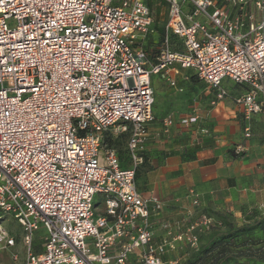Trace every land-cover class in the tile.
<instances>
[{
    "label": "built area",
    "instance_id": "1",
    "mask_svg": "<svg viewBox=\"0 0 264 264\" xmlns=\"http://www.w3.org/2000/svg\"><path fill=\"white\" fill-rule=\"evenodd\" d=\"M154 8L166 10V21L150 53L141 42L153 32ZM258 11L264 0H0V211L21 228L22 264H177L175 253L197 249L200 234L220 225L200 212L155 240L152 221L164 204L135 180L154 119L152 75L175 86L171 73L189 69L217 100L228 96L225 79L239 85L234 102L250 139V120L264 117ZM194 119L197 107L184 126ZM172 125V116L162 119L164 132ZM125 132L123 168L103 138ZM188 197L198 206L192 189ZM0 242V250L16 245L1 226Z\"/></svg>",
    "mask_w": 264,
    "mask_h": 264
},
{
    "label": "crops",
    "instance_id": "2",
    "mask_svg": "<svg viewBox=\"0 0 264 264\" xmlns=\"http://www.w3.org/2000/svg\"><path fill=\"white\" fill-rule=\"evenodd\" d=\"M161 14V8H154L153 32L148 34L145 39H154L156 43L159 41L158 37L161 35L154 25L159 20L157 16ZM165 21L161 20L160 23L159 20L157 24L164 25ZM151 50L152 48L150 52ZM188 74L192 75L193 73L189 69L181 68L178 73H171L175 79V86H171L162 77L161 80L169 86L171 91H174L172 96H175L176 99L170 100L168 105L171 104L176 115L188 110L198 93L204 96L199 100L200 108L197 106L198 124L192 123L186 132L179 126L170 127L168 132H164L160 109L156 110L152 107L154 119L148 125L144 151L145 164L149 166V170L145 173L143 179L145 189L141 192L157 196L164 204L162 212L152 221L156 241L165 235L167 227H172L176 231L184 230L186 225L191 223L200 212L216 217L214 213L208 211H218L222 214L225 210L221 208L227 209L229 206L230 211L237 213L233 206L238 200H242L244 195L242 192L247 190L255 193L256 204L262 206L264 203L261 199V193L264 191V142L260 143L254 137L255 122L261 120L264 125V117L261 114L252 117L250 120L252 137L245 139L243 128L247 121L244 120L240 109L234 102V97L240 94L242 89L240 87L241 90L237 91L236 89V94L229 99L230 92L227 87L231 88L235 84L225 79L223 86L228 91L227 98L209 99V94L212 95V91L209 92L208 89L211 87L198 80L196 76L195 79L205 84L206 87L201 91L194 87H187L186 85L189 84ZM177 77L184 79L181 85H178ZM153 89L155 98V88L153 87ZM167 92L168 90L165 93ZM183 95L186 99L182 98ZM211 101H215V105H211ZM199 128L207 129L208 133H199ZM203 137H210L211 146L200 148L196 152L195 159L182 160L180 155L182 150L185 147H191L193 143ZM231 143L246 144V149L240 151L243 152V155L238 158L229 156L227 150L233 149ZM191 189L199 195V204L196 207H192L191 198L188 197V191ZM188 210L194 211L192 217H188L186 214ZM182 219L185 221L182 222ZM176 222H180L179 229L176 227ZM34 247L36 250H40L38 244H34Z\"/></svg>",
    "mask_w": 264,
    "mask_h": 264
},
{
    "label": "rangeland",
    "instance_id": "3",
    "mask_svg": "<svg viewBox=\"0 0 264 264\" xmlns=\"http://www.w3.org/2000/svg\"><path fill=\"white\" fill-rule=\"evenodd\" d=\"M161 11H162V14L157 16V18H159V20H160V23H161V20H163V21L166 20V14H165L166 10L162 9ZM157 15H158V12H157ZM257 15L264 17V11H258ZM159 20H158V22H159ZM157 23L155 25L160 26V24H157ZM164 24H165V22H164ZM161 26L163 27V25H161ZM149 41H151V42L149 43ZM141 44L143 45L144 48L146 47L149 50L151 48L156 49L158 46V43L154 42V39L148 40V38L144 39L141 42ZM175 44L176 43H172V45H175ZM180 77H182V75H180ZM152 79H153V87L155 88V103L153 105V109L154 108L156 110L160 109V112H161L160 115H162L163 118L166 116H172L173 117V125L171 127L179 126L181 129L185 130V132H186L187 127L184 126V123H185L186 119H189V116L192 113V110L194 107L199 106V108H200L201 104H200L199 100L203 99L204 96L201 93H198L197 98L193 100V102H192L193 104L191 106H189V109L184 111V113L176 115L174 109L171 108V104L168 105L170 100L176 99L175 96H172L174 94V91H171L169 89V86L161 80V77L159 74H153ZM188 79H189V82H188L189 84L186 85L187 87H194L195 89L200 90V91L204 87H206L205 84L195 80L194 78L192 79V78L188 77ZM183 80H184L183 78H181V79H179V77L176 78L178 85H181V82ZM239 87H240L239 85H237L235 88H233V86L231 88L227 87V89H229V92H230V95L228 96L229 99L232 98V96H234L236 94V91H235L236 89H237V91L242 89L241 87H240L241 89ZM167 90H168V92L165 93ZM208 90H209V92L212 91V95L209 94L210 95L209 99H211V98L215 99V96H216L215 89L209 88ZM213 90H214V92H213ZM170 92H173V93L171 94ZM170 95H171V98H169ZM182 98L186 99L184 97V95L182 96ZM198 120L199 119H194L192 123L193 124L196 123V125H197ZM263 136H264V125H263V122L261 120H258L255 122V125H254V137H256L260 141V143H263L264 142ZM112 138H116V137H112ZM120 138L118 137L117 139H120ZM237 146H238V144L231 143V147L234 150L237 149ZM120 148H121V150L126 152V141L123 140L122 138L120 140ZM144 153H145V151H144ZM263 169H264V165H263ZM139 170H140V177H139L140 180L139 181L136 180V184L141 191H144L145 184L143 183L142 180L145 177V173L149 170V166L146 165L144 162L141 165V168ZM141 178H142V180H141ZM242 193H244V195L241 198L242 200L241 201L238 200V202L235 203L233 206L235 212H237V213L230 211L231 209L229 208V206H227L228 210L224 207L221 208L222 210H225L222 213V215L226 216L230 221H232L233 223L238 224V225L245 224V223L250 222L254 219L264 218V203L262 206L259 204H256L255 203L256 200H254V194L255 193L250 191V190H247V191L242 192ZM261 199H262V201H264V191L261 193ZM100 201H101V196L99 194L95 195L94 204H97ZM208 212L214 213V214L218 213V211H208ZM0 226L5 228L6 231L10 232L16 240V245L14 247H8L5 250H3V249L0 250V259L2 260V262L4 264H22V262L25 258V246H24V243L22 241V232H21L20 226L16 223V221L14 220V218L12 217L11 214L5 213L3 211H0ZM43 233H44V230L41 229V230H39V232L36 235L39 237ZM207 239H208V234H202L200 237V244L199 245H204L206 243ZM39 243L41 244L40 241H39ZM0 245H3V242H0ZM262 247H264V238H263V242L258 245V248H262ZM185 250H187V253L184 256H180L178 253L174 254L179 258L180 262L184 261L187 257H189L191 255V253H193V251H195L194 249H192L190 247H187ZM11 253H17L18 259L16 261H13L11 259V256H10ZM207 261H208V258L206 256H204L202 258V260H200L196 264H207Z\"/></svg>",
    "mask_w": 264,
    "mask_h": 264
},
{
    "label": "trees",
    "instance_id": "4",
    "mask_svg": "<svg viewBox=\"0 0 264 264\" xmlns=\"http://www.w3.org/2000/svg\"><path fill=\"white\" fill-rule=\"evenodd\" d=\"M151 1L148 2L151 5ZM157 32L161 35L158 37V44L162 39L163 27L154 25ZM148 40H152L149 38ZM171 43L176 42L174 34H170ZM151 41H149L150 43ZM153 42V41H152ZM173 49H178L176 45H172ZM152 49L151 51H155ZM150 51V50H149ZM153 53V52H150ZM190 78L195 79V75H189ZM196 80V79H195ZM237 85H234L235 88ZM126 141L128 139V133H122L116 138H112L110 135H106L103 138V144L107 147L114 148L120 161V166L126 168L130 164L128 151L126 152L120 148V139ZM211 146L210 137H203L199 141L192 144L191 147H185L181 152L182 160H192L196 157V152L202 148ZM227 154L232 158H238L243 155V152L235 153L233 149H228ZM146 160L145 153H143V163ZM142 163V164H143ZM141 164V165H142ZM136 169L135 180H140V168ZM142 180V178H141ZM143 181V180H142ZM137 185V184H136ZM139 189V187L137 186ZM140 190V189H139ZM141 191V190H140ZM216 218L220 221V225L213 228L211 231L203 233L208 234V239L204 245H199L197 249H194L193 253L187 257L184 261H179L177 264H196L204 256L208 258L207 264H236L240 261L248 263H260L264 264V247L258 248V245L263 242L264 238V218L254 219L245 224H235L230 221L226 216L216 213ZM200 234L199 237H201ZM39 241L35 240V244ZM40 244V243H39ZM200 244V243H199ZM235 249V250H234ZM187 253V250H185Z\"/></svg>",
    "mask_w": 264,
    "mask_h": 264
}]
</instances>
